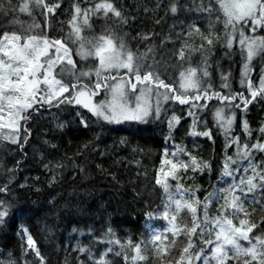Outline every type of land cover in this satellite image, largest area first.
<instances>
[{
  "label": "snow or ice",
  "instance_id": "6c2138e0",
  "mask_svg": "<svg viewBox=\"0 0 264 264\" xmlns=\"http://www.w3.org/2000/svg\"><path fill=\"white\" fill-rule=\"evenodd\" d=\"M83 2L88 7H81L74 0L71 18L67 21L69 30L64 33L61 28L60 35L53 34L50 23V18L54 19L62 7L58 0L19 2V12L26 13L33 22L25 26L24 22L13 19L10 24H19L20 30H4L0 34V140L16 145L22 136L27 141L29 129L21 130V125L28 124L33 112L46 107L50 110L73 106L81 110L77 116L85 128L93 117L101 126L146 124L166 118L171 134L182 115H186L192 121L189 135L213 140L207 120H201L202 115L207 116L211 111L212 124L224 144L220 174L211 191L199 185L186 187L182 182L194 181L197 173L211 174L210 161L202 160L180 144H175L171 151L165 145L160 167L154 169V183L163 191L162 211L157 208L145 213L150 238H141L135 243L131 239L122 241L108 228L98 240L75 245V251L87 257L78 259V264H116V260L108 258L111 253L115 257L122 256L124 264H147L149 259L153 264H264V215L259 220L253 219L257 210L264 212V166L258 165L253 155L264 153V141L251 142L249 123L242 118L253 101L264 98V65L258 80L253 71L254 58L264 57V34H261L264 33V0H207L206 4L205 0L199 3L193 0L192 8L209 18L208 27L202 30L197 20L187 25L181 21V31L175 32V39L170 32L161 40V45L179 42V49L173 50L176 63L171 65L155 58V46H148L145 51L134 49L129 34L120 33V27H127L129 19L118 0ZM16 7L10 0L8 4L0 0V15L7 18L16 12ZM192 8L182 6L180 0H169L165 13L176 17L181 12H191ZM37 9L44 18L43 26L33 16ZM148 11L145 8V12ZM93 15L103 16L106 21L112 19L115 25L105 26L96 34L91 23ZM213 16L215 20L211 19ZM220 25L222 29L218 28ZM153 37L152 32L137 33L132 40L147 43ZM217 45L226 48L229 54L239 48L242 62L238 90H233L231 66L225 72L219 63L216 70L221 83L219 90L216 88L207 53ZM195 53L200 54V61L193 66ZM169 67H179L178 73H169ZM177 106L181 110L186 108L187 112L178 115ZM237 120L242 133L234 132ZM58 127L63 128L64 124L61 122ZM259 131L264 135V123ZM169 139L171 135L165 136V141ZM128 143L127 138L121 137V145ZM23 147L21 144V150ZM232 147L235 152L229 155ZM132 151L135 153L138 149ZM242 161L247 167L237 181L235 176L239 171L233 166ZM45 167L53 172L51 184L56 180V171L65 165L57 163ZM15 171L17 169L6 168L4 175L9 178L0 184V194H4L0 195V225L20 210L11 202L16 198L11 195ZM229 177L232 182L226 187L217 186L226 183ZM170 181H175L174 186ZM201 191L204 192L202 199L198 195ZM213 203H217V214L210 215ZM185 212L190 215V223L183 221ZM156 213L165 221L162 228L153 226ZM18 234L26 238L20 258L0 261V264H48L29 229L21 225ZM197 237L200 238L199 250H196ZM181 238L186 239V243L178 249ZM94 243L107 244V248L97 254L92 250ZM28 255L33 256L31 261Z\"/></svg>",
  "mask_w": 264,
  "mask_h": 264
},
{
  "label": "trees",
  "instance_id": "16d2710c",
  "mask_svg": "<svg viewBox=\"0 0 264 264\" xmlns=\"http://www.w3.org/2000/svg\"><path fill=\"white\" fill-rule=\"evenodd\" d=\"M10 2L17 6L16 12L9 14L7 18L0 15V34L4 30H20L19 24H10L13 19L24 22L25 26L33 22L26 13L19 12L18 4L21 0H10ZM58 2L62 7L59 8L54 19L50 18L54 35L62 34L61 28L64 33L69 30L67 21L71 18L74 0H58ZM77 2L81 7H88L83 0ZM168 2L169 0H118V5L129 19V25L121 26L119 31L121 34H129L128 39L132 41L131 46L134 49L138 47L141 51H145L148 46H155L158 58L171 65L176 63L173 50L179 49V42L161 45V40H165L170 32L175 39V32L181 31V21L187 25L189 21L197 20L198 26L206 30L209 18L198 14L192 8L193 0H180L182 6L192 8L191 12H181L176 17L171 13L166 15L165 8ZM195 2L198 3V0ZM4 3L8 4L9 0H4ZM158 4L162 7L157 9ZM145 8L149 9L147 13ZM33 16L36 22L43 26L44 18L39 9L34 11ZM133 17H135L134 23ZM211 19L215 20V16ZM91 23L96 34H99L105 26L115 25L112 19L106 21L103 16L94 15ZM173 25L176 27L173 28ZM218 28L222 29V25ZM145 32L154 34L147 43L139 39L132 40L137 33ZM196 43L198 44L199 41L197 40ZM207 55L217 90L221 83L220 73L216 70L217 63L225 72L229 71L231 66L233 90H238L242 62L238 46L229 54L226 48L217 45ZM74 59L78 58L74 57ZM199 61L200 54H193V66ZM262 65H264V57L254 58L253 71L257 80ZM168 71L178 73L179 67L175 69L169 67ZM171 107L169 105V108ZM78 111L81 110L73 106L59 109L53 107L50 110L46 107L38 113L33 112L28 124L21 125V130L24 127L29 129L27 141L22 136L16 145L0 140V184L9 178L4 175L6 168L17 169L14 173L15 182L11 193L16 198L11 202L20 209L10 220L0 225V261L20 258L21 246H26V238L22 239V234H18L21 225L29 229L42 254L47 258L48 264H65V261L69 264H78V259L86 260L85 254L75 251V245L78 243L86 245L98 240L108 228H111L122 241L131 239L135 243L141 238L149 239L145 227V213H151L157 208L162 211L164 202L162 189L154 183V169L160 167L159 161L165 145L171 151L175 144H180L212 164L211 174L205 171L197 173L194 181L182 180L186 187L199 185L211 191L212 185L216 184L220 174L224 139L212 124L211 111L207 116L202 115L201 120H207L213 140L189 135L188 129L192 121L186 115H182L181 122L169 134L166 118H162V122L149 121L146 124L101 126V123L93 117L89 126L85 128L79 123ZM182 111L186 113L187 109L181 110L179 106L176 107L178 115H181ZM242 118L247 119L249 123L252 133L251 142H256L258 139L264 141V135L259 131L261 124L264 123V98L253 101ZM61 122L64 124L63 128L58 127ZM234 132L242 133L238 120ZM168 135H171V139L165 141V136ZM121 137L127 138L129 141L127 146L120 144ZM21 144L24 146L23 150L20 148ZM85 144L88 145L87 148H83ZM133 148H137L138 151L133 153ZM101 152L104 154L101 155ZM234 152V147L229 149V155ZM253 155L255 162L264 166V153L255 152ZM57 163H63L65 167L56 171V180L50 184L53 172L45 165L55 166ZM233 167L239 171V175L235 176L238 181L241 175H244L247 163L242 161ZM248 174L250 175L251 172L249 171ZM188 175L191 177L192 173L189 172ZM170 182L175 183V181ZM231 182L232 178L229 177L226 178V183L217 186L226 187ZM22 184L25 187L21 188ZM198 195L202 199L204 192L201 191ZM259 195L257 193V196ZM222 202L221 200L220 203ZM215 214H217V203L210 206V215ZM156 215L157 219L153 222L161 226L159 213ZM261 215H264V212L257 210L253 219L259 220ZM190 219V215L185 212L183 221L190 223ZM236 222L238 223V219ZM103 238L108 239L106 236ZM205 238H208L207 233ZM185 243L186 239L181 238L177 248L183 247ZM195 243L196 250H199V237L196 238ZM106 248L107 244L94 243L92 246V250L97 254ZM108 258L116 260V264H124L122 256L115 257L114 253H111ZM27 259L31 261L33 256L28 255ZM147 264H153V260L149 259Z\"/></svg>",
  "mask_w": 264,
  "mask_h": 264
},
{
  "label": "rangeland",
  "instance_id": "374dc122",
  "mask_svg": "<svg viewBox=\"0 0 264 264\" xmlns=\"http://www.w3.org/2000/svg\"><path fill=\"white\" fill-rule=\"evenodd\" d=\"M199 2H200V0H198V3H199ZM155 52H156V51H155ZM155 58H156L157 60H161V59L158 58L157 52H156ZM172 184H173V186H174L175 183H172ZM159 220L161 221V226H158V225H156V224L153 222V226H154V227H156V228H162V227L165 225V221H164L162 218H160Z\"/></svg>",
  "mask_w": 264,
  "mask_h": 264
}]
</instances>
